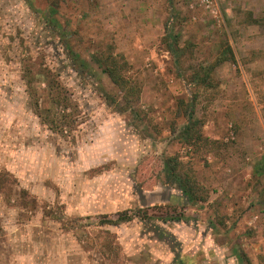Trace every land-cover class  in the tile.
Wrapping results in <instances>:
<instances>
[{"label":"rangeland","instance_id":"374dc122","mask_svg":"<svg viewBox=\"0 0 264 264\" xmlns=\"http://www.w3.org/2000/svg\"><path fill=\"white\" fill-rule=\"evenodd\" d=\"M26 64L58 74L66 119ZM171 155L207 202L168 183ZM0 264H264V0H0Z\"/></svg>","mask_w":264,"mask_h":264},{"label":"trees","instance_id":"16d2710c","mask_svg":"<svg viewBox=\"0 0 264 264\" xmlns=\"http://www.w3.org/2000/svg\"><path fill=\"white\" fill-rule=\"evenodd\" d=\"M70 59L73 62V65H75L73 67L77 72L81 73L86 70L89 72L92 71L89 64L82 61L77 54L71 52ZM96 61L109 76L110 80L122 91L126 104L135 109L138 114L141 113V91L125 76L124 71L127 65L125 59L117 54H102L99 58H96ZM210 69L211 68L205 69V77L210 75ZM22 70L23 79L30 90L34 89V83L36 81L42 84L46 83L47 86L43 89L44 93L42 96L48 98L52 106L54 105L56 107V109L52 110L49 106L48 111L51 110L53 116L61 115L62 118L64 117L66 119L69 116L68 110L71 99L65 91V87L60 81L58 74L53 73L48 67H34V65L30 64H26ZM33 96H35L34 93ZM47 100H44V102ZM52 122L55 123L54 120H52ZM65 125L68 124L65 123ZM63 126V124L57 123L55 124V129L57 130L61 127V129H63ZM201 128L202 122L195 119L184 126L181 138L189 146L196 144L204 139ZM164 171L168 183L177 185L188 203L191 205H197L200 202L208 201L209 194L197 181L193 169L184 164L179 155H171L165 158ZM129 220L130 218L127 216H122L120 219V221Z\"/></svg>","mask_w":264,"mask_h":264},{"label":"crops","instance_id":"0c3cea01","mask_svg":"<svg viewBox=\"0 0 264 264\" xmlns=\"http://www.w3.org/2000/svg\"><path fill=\"white\" fill-rule=\"evenodd\" d=\"M168 224H170V223H168ZM174 225H175L174 227H176L175 229L177 230L176 233H179V235L182 236V238H187V237H185V231H181V229L183 230L185 223L184 222H182V223L176 222V223H174ZM213 229L210 228V230H213ZM178 230H180V232ZM209 234H210V231H209ZM209 237H210V235H209ZM208 243H209V239H208ZM199 246H200V244L198 242H196V247H199ZM199 248H198V250L194 251L192 255L197 254V251H199ZM188 256L191 257V253ZM182 259H183V255L177 261H181ZM190 260H191V258H190Z\"/></svg>","mask_w":264,"mask_h":264}]
</instances>
